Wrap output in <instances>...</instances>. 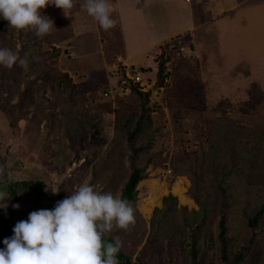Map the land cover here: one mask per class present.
I'll return each mask as SVG.
<instances>
[{
	"label": "rangeland",
	"instance_id": "374dc122",
	"mask_svg": "<svg viewBox=\"0 0 264 264\" xmlns=\"http://www.w3.org/2000/svg\"><path fill=\"white\" fill-rule=\"evenodd\" d=\"M133 1L109 0L117 23L108 31L81 7L85 0H74L68 16L55 5L42 9L56 27L44 37L12 28L0 17V48L21 50V57L27 54L30 60L29 70L23 69L14 86L0 95L5 166L0 189L7 191L9 183L21 179L42 183L39 200L7 201V209L0 208V249L18 221L32 211L51 209V203L69 196L89 176L97 190L121 194L132 152L120 122L141 109L136 96L117 81L121 77L126 83L122 69L130 76L140 67L147 80L139 84L149 91L150 133L137 139L147 147L137 161L146 177L136 185L135 225L109 236L123 241L133 261L155 238L154 252L141 256L145 262L190 264L186 230L181 226L177 233L156 234L152 211L163 196L175 195V186L186 196L183 201L175 195L178 205L198 210L191 191L196 188L203 201L215 197L220 183L230 195L228 259L219 250L217 207L209 205L215 208L207 212L211 233L200 238L197 261L228 264L245 250L237 264H264V209L255 227L247 224L249 215L264 206V0H239L234 9L233 0H227L215 18L213 0H203V20L188 17L186 5L174 0H140L137 9ZM190 22L203 25L190 30ZM195 32L197 44L191 40ZM157 38L163 41L153 42ZM24 88L33 99L18 109ZM154 197L160 203L145 214ZM185 215L178 214L180 223Z\"/></svg>",
	"mask_w": 264,
	"mask_h": 264
},
{
	"label": "clouds",
	"instance_id": "9594fccd",
	"mask_svg": "<svg viewBox=\"0 0 264 264\" xmlns=\"http://www.w3.org/2000/svg\"><path fill=\"white\" fill-rule=\"evenodd\" d=\"M49 5L68 16L74 0H0V17L12 28L44 37L56 28L53 20L41 13ZM81 7L103 30L116 26L109 0H85ZM29 64L27 54L21 57L9 48H0V66L11 69L18 65L28 71ZM4 172L5 166H0V177ZM90 179L89 176L69 196L57 201L53 209L32 211L27 220L18 221L14 234L3 240L0 264H119L117 257L123 241L113 237V242H107L104 238L117 229L127 231L134 226L135 209L120 195L97 190ZM9 198L10 194L0 189V208L7 209ZM12 207L18 209L20 205Z\"/></svg>",
	"mask_w": 264,
	"mask_h": 264
},
{
	"label": "trees",
	"instance_id": "16d2710c",
	"mask_svg": "<svg viewBox=\"0 0 264 264\" xmlns=\"http://www.w3.org/2000/svg\"><path fill=\"white\" fill-rule=\"evenodd\" d=\"M19 55H22L21 50L18 51ZM117 62V61H116ZM3 67V66H0ZM23 71V68L20 66L14 65L11 69L3 68L0 73V95L3 89L13 85L17 82L13 81V79H17ZM162 69L158 70L160 74ZM124 73V70H123ZM142 79H146V77L142 74ZM124 84V85H123ZM122 87H125L128 93H131L136 96L138 101H140V114L135 112H130L128 116L123 119V123L120 122L124 131L127 133V137L129 139V149H131L132 155H130V165H129V174L127 179L121 189V198L130 201L135 208L134 202L136 200V185L137 183L145 178L144 167L140 166L137 159L138 156L144 154L147 151V147L142 144L138 145L137 139L142 138L146 133H150V119H149V108L147 106L149 91L148 88L144 90L142 86H140L139 82H134L130 79L127 80L126 83H123ZM109 90V89H107ZM106 91V90H105ZM26 88L22 90L21 93L18 94V102H16V106L18 109L25 105V101L27 99L32 100L31 92L26 93ZM31 103V102H30ZM9 107H12L9 105ZM24 108V107H23ZM117 116V120H118ZM148 145H150V141H148ZM2 159H0V165L2 166ZM192 184L194 180L191 181ZM42 183L41 181L36 182L34 180L29 179H21L19 181H13L9 183L7 192L10 194V198L7 200L9 202H20V201H34L40 199V191H41ZM193 198L199 206L198 210H188L184 205H178L177 197L172 193H168L167 195L161 198V206L154 207L152 211V216L150 218V224L154 227V223L156 222L157 228H155V233L157 234L159 230L167 232L172 231L173 233H177V229L181 226L184 231V235L188 237L189 242L186 245L189 246V255L191 256L190 264H200L197 261V253L200 252L202 246L199 243L200 238L206 233H211L210 226L207 223L206 219L208 217L207 212H214L215 208L210 207L209 205H214L217 207L216 214L219 216L217 228L218 234L217 238L220 242L219 250L222 253V257L228 259V245L231 243L230 237L226 235L227 233V213L229 208V193L227 192V188L224 185L218 183L217 191L214 193L215 197L205 196L202 200H199V197L196 193V188L194 191H191ZM198 197V198H197ZM264 206L261 205L249 215L247 224L249 227L253 228L258 223L262 213ZM186 214L184 216L183 223H180L178 220V214ZM139 215V214H138ZM140 216V215H139ZM2 216L0 214V221ZM186 232V233H185ZM156 236V235H155ZM114 236H106L104 239L107 242H113ZM156 243V239L152 238L148 242H146L139 252H137L135 256V260H132V255L125 252V247H122L121 251L118 254L119 264H148L141 257L144 253L154 252L152 248ZM182 244V245H181ZM180 252L183 253L185 250V242H182ZM245 250H240L235 257L236 260H229L228 264H237V261L243 256ZM152 255V254H151ZM187 264V263H182Z\"/></svg>",
	"mask_w": 264,
	"mask_h": 264
},
{
	"label": "crops",
	"instance_id": "0c3cea01",
	"mask_svg": "<svg viewBox=\"0 0 264 264\" xmlns=\"http://www.w3.org/2000/svg\"><path fill=\"white\" fill-rule=\"evenodd\" d=\"M174 1H176L178 3H183V4L186 5V8L183 10L184 12L183 11L182 12L186 14L188 12V10H189L188 17H192L193 20L195 19V16L199 20H203L204 19V16H203L204 13H202L204 10H203V8H201V3L203 4V0H191V1L190 0H174ZM224 1L221 2V1H217V0L214 1L213 0V4L211 5V9H212L211 10L212 11L211 16L212 17L215 18L216 16H219V13H220L219 10H223V9H225L227 7V5H226L227 0H224ZM197 2H199V3H197ZM232 2H233L232 8L234 9L236 7V4L239 3L240 1L239 0H233ZM141 4L142 3L140 2V0H135V1H133L131 3L132 7L135 8V9L139 8L141 6ZM147 4L148 3H146V5ZM193 10L196 12V14L193 12ZM226 12H229V10L223 11V13L221 15L225 14ZM190 24H194V25H190L189 26L190 30H192V29H196V30L200 29L202 27V25H203L201 23H196V22L195 23L190 22ZM189 27H187V28H189ZM175 34H181V33H175ZM196 35H197V32H195L193 34V36H192L193 38L191 37V40L193 39V44H197L198 43V42L196 43V41L194 40ZM161 41H163L161 38H157V39L153 40V42H161ZM164 41H166V39ZM195 47H196V45H195ZM26 218L27 217H25L24 219L27 220ZM15 219H16V216H15ZM15 219H14V216H13V218L11 219L10 222H13V220H15ZM18 219H20V218H18Z\"/></svg>",
	"mask_w": 264,
	"mask_h": 264
},
{
	"label": "built area",
	"instance_id": "2783aa9c",
	"mask_svg": "<svg viewBox=\"0 0 264 264\" xmlns=\"http://www.w3.org/2000/svg\"><path fill=\"white\" fill-rule=\"evenodd\" d=\"M120 61V60H119ZM119 67H122V66H119ZM125 68V67H124ZM122 69V68H121ZM120 69V70H121ZM123 70L124 69H122L121 70V76H123V79L124 80H126V82H127V80L128 79H130V80H132V81H134V82H139L140 80H142V70H141V68L140 67H137L136 69H135V72L132 74V75H128V74H126L125 73V70H124V73H123ZM110 73H112V71H109ZM117 83H121V84H123L124 82L121 80V77L118 79V81H117ZM124 89L127 91V89L124 87ZM109 90H106L105 92H104V94L106 95V96H109ZM55 203H51L50 204V207H51V209H53L54 207H55Z\"/></svg>",
	"mask_w": 264,
	"mask_h": 264
},
{
	"label": "bare ground",
	"instance_id": "6f19581e",
	"mask_svg": "<svg viewBox=\"0 0 264 264\" xmlns=\"http://www.w3.org/2000/svg\"><path fill=\"white\" fill-rule=\"evenodd\" d=\"M171 191L175 195L179 196V199H181L183 201L186 200V196L184 195L185 190H181V188H179V186L173 187V190H171ZM163 192H166V189H164ZM159 203H160L159 197L158 198L157 197L151 198V200L148 202V205L145 206V211H146L145 214H149L151 212L152 207L155 204H159Z\"/></svg>",
	"mask_w": 264,
	"mask_h": 264
}]
</instances>
